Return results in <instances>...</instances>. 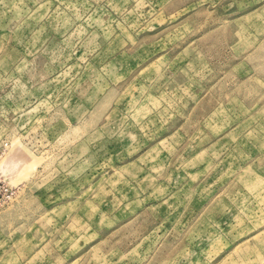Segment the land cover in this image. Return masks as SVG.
<instances>
[{
  "label": "rangeland",
  "instance_id": "obj_1",
  "mask_svg": "<svg viewBox=\"0 0 264 264\" xmlns=\"http://www.w3.org/2000/svg\"><path fill=\"white\" fill-rule=\"evenodd\" d=\"M0 264H264V0H0Z\"/></svg>",
  "mask_w": 264,
  "mask_h": 264
},
{
  "label": "crops",
  "instance_id": "obj_2",
  "mask_svg": "<svg viewBox=\"0 0 264 264\" xmlns=\"http://www.w3.org/2000/svg\"><path fill=\"white\" fill-rule=\"evenodd\" d=\"M203 2V0H201ZM206 1V0H205ZM206 4V3H205ZM207 5V4H206Z\"/></svg>",
  "mask_w": 264,
  "mask_h": 264
}]
</instances>
